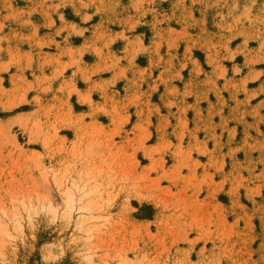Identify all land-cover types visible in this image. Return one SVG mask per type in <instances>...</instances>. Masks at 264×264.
<instances>
[{"label": "rangeland", "instance_id": "obj_1", "mask_svg": "<svg viewBox=\"0 0 264 264\" xmlns=\"http://www.w3.org/2000/svg\"><path fill=\"white\" fill-rule=\"evenodd\" d=\"M78 1L72 11L70 0H0V264H87L92 251L94 261L109 264H242L237 220L214 226L205 210L198 214L205 204L191 183L199 162L181 144L184 129L167 118L152 126L147 117L128 131L118 104L137 105L135 97H109L120 87L106 83L97 87L101 101L92 102L74 83L57 81L76 61L34 55L59 36L61 28L42 36L52 15L75 20ZM110 1L128 31L144 34L147 53L160 59L164 51L168 61L181 55V69L191 60L198 70L199 59L221 76L219 60L264 43V0ZM79 95L93 105L85 115L77 112L86 107ZM71 190L67 206L61 195Z\"/></svg>", "mask_w": 264, "mask_h": 264}, {"label": "crops", "instance_id": "obj_2", "mask_svg": "<svg viewBox=\"0 0 264 264\" xmlns=\"http://www.w3.org/2000/svg\"><path fill=\"white\" fill-rule=\"evenodd\" d=\"M70 1L73 11L79 1ZM31 3L25 5H35ZM80 4L75 20L64 14L52 15L53 25L46 27L48 35L42 36L48 38L51 30L61 28L59 36L51 44L34 47V55L38 60L76 61L63 68L57 81L74 83L76 91L88 95L92 102L101 101L97 87L106 83L112 89L120 87L116 89L118 95L107 90L109 97H135L137 105L118 104L120 111L128 112V131L134 125H145L147 117L152 126L167 118L177 132L184 129L181 144L189 145L192 158L199 162L191 183L205 204L198 214L205 210L214 226L237 220L242 264H264V43L248 44L232 58L219 60L221 76L216 75L220 68H202L199 59L195 61L198 70L191 71V60L181 69V55L168 61L164 51L159 52L160 59L147 53L150 45L144 34L136 29L128 31L117 20L124 18L123 11L112 1L80 0ZM84 14L88 15L85 19ZM70 28L74 32L67 35ZM37 44L33 40L32 46ZM97 54L104 58L99 65ZM52 68L47 67V72ZM82 71L87 79H83ZM78 97L86 107L77 112L85 115L93 105ZM171 101L168 107L166 103ZM157 138L155 132L154 142Z\"/></svg>", "mask_w": 264, "mask_h": 264}, {"label": "bare ground", "instance_id": "obj_3", "mask_svg": "<svg viewBox=\"0 0 264 264\" xmlns=\"http://www.w3.org/2000/svg\"><path fill=\"white\" fill-rule=\"evenodd\" d=\"M13 104H16V103H13ZM12 104V105H13ZM9 106H11V104L9 105ZM8 106V107H9ZM23 121V120H22ZM21 122V121H20ZM22 124V129H24L25 131L27 130L26 128H27V126L25 127V124L22 122L21 123ZM31 131V130H30ZM31 133H29V135H30ZM34 138V137H33ZM44 138V137H43ZM42 139V138H41ZM30 140H32L31 139V137H30ZM41 144H43V142H44V140L42 139V141H39ZM45 143V142H44ZM44 145V144H43ZM75 187H77L76 185H75ZM139 192V191H138ZM138 192H133V193H131V198H134V199H136V200H138V201H142V200H149L150 198H149V196H146V195H144V194H142V193H138ZM72 195H73V191L71 190V191H69V192H66V193H63L62 195H61V198L64 200L63 202L68 206L69 205V202H68V198L70 197V199L72 198ZM18 201L20 202V203H22V204H24V203H26V204H28V203H30L31 202V200H30V198H28V197H21L20 199H18ZM32 205V204H31ZM27 208H29V207H27ZM91 236V235H90ZM42 252H44V251H42ZM92 254H94V252L92 251L90 254H89V256H87V264H109L107 261H102V262H96V261H94L93 260V258H92ZM123 263V262H122ZM121 263V264H122ZM131 263V262H130ZM118 264V263H117ZM131 264H134L133 262L131 263Z\"/></svg>", "mask_w": 264, "mask_h": 264}]
</instances>
